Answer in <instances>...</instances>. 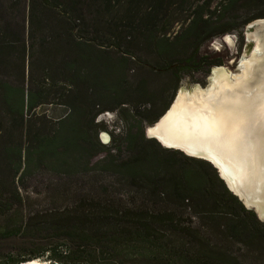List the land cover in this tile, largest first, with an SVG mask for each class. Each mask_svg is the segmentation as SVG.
<instances>
[{
    "label": "trees",
    "instance_id": "1",
    "mask_svg": "<svg viewBox=\"0 0 264 264\" xmlns=\"http://www.w3.org/2000/svg\"><path fill=\"white\" fill-rule=\"evenodd\" d=\"M39 1L88 28L111 23L115 29L123 27V35L130 42L140 39V47L162 60L154 67L171 72L176 82L184 74L209 72L225 62L222 53L202 51L204 42L264 17L263 9L239 20L231 8L239 0L215 6L214 0ZM86 47L100 59L110 58L79 41L71 68L77 59L90 56ZM122 63L113 60L115 77L109 78L124 88L116 71ZM84 71L74 69L71 75L84 93L92 92L96 100L92 106L108 98L124 99L108 96L119 92L115 88L95 90ZM94 74L97 77L91 73V79L102 85L101 74ZM9 90L18 93L20 105L15 109L20 112L26 104H34L29 93L24 97L18 88ZM140 97L149 96L140 89ZM156 105L140 111L135 131L133 126L128 129L124 139L133 153L128 161H118L111 148L88 134L82 124L87 111L76 104L73 113L58 123V130L41 136L37 145L6 147L10 171L6 181L0 178V264L34 259L47 264H264V223L228 191L212 165L142 135L143 123H152L161 114ZM70 119L74 124L69 130L75 136L61 141L57 132ZM106 150L103 165L79 167L83 157L88 164ZM51 158L68 178L82 181L56 188L47 202L31 200L15 178ZM107 175L115 176L117 184L104 180Z\"/></svg>",
    "mask_w": 264,
    "mask_h": 264
},
{
    "label": "rangeland",
    "instance_id": "2",
    "mask_svg": "<svg viewBox=\"0 0 264 264\" xmlns=\"http://www.w3.org/2000/svg\"><path fill=\"white\" fill-rule=\"evenodd\" d=\"M225 1L214 0L213 6ZM231 8L232 13L242 20L262 12L264 2L239 0ZM68 16L70 14H62L49 7H43L39 0H0V172L2 173L0 178L3 181L7 180L10 171L5 155L6 147L37 145L41 136L58 130L61 119L73 113L74 104L85 107L87 111L82 124L88 134L94 136L106 148H111L110 152L118 161H128L133 153L127 147L124 138L130 127L133 126L131 130L135 131V124L140 120V111L157 104L162 113L181 85L188 83L190 86L199 85L203 88L211 84L217 74L212 67L209 72L184 74L176 82L171 72L154 67L156 64H161L162 60L140 47V39L130 42L128 37L123 35L125 32L123 27L115 29L112 27L114 24L111 23L108 27L100 24L88 28L84 22L72 21ZM248 22L237 29L214 36L200 47L202 51L218 52L225 56V62L218 65V68H226L227 78L233 83L264 79V73H259L257 70V67L264 70V53L259 47V42L255 47L256 50L253 51L257 55L243 54L246 41L245 27ZM181 24L182 21L176 23L169 35H173ZM79 41H84L110 58L100 59L98 53L86 47L84 49L90 51V56L86 59H77L74 69L79 71L84 68L85 75L90 78V84L97 91L107 87L110 90L117 89L119 91L117 94L108 96L124 98L120 102L108 98L92 106L96 101L92 92L88 89L87 93H84L82 85L74 82L71 75L74 69L69 65H72L77 58L74 47ZM126 52H130L131 56ZM113 60L123 62L122 66L117 65L116 71L123 78L122 84L127 93L118 84L117 79L109 78L110 75L115 77L112 74ZM93 70L101 74L102 85L100 81L91 79V73L97 77ZM10 88H18L24 97L29 93V99L34 104L32 106L26 104L22 112L20 109H15L20 105L19 95L16 91L9 90ZM140 89L149 97L141 98ZM95 111L97 113L92 120L91 116ZM73 120L67 121L57 132L59 140L63 141L67 136H75L74 132L69 130L74 124ZM149 124L151 123L144 122L141 129L145 138L147 137L143 127ZM103 132L109 135L107 143L101 138ZM106 153L107 150L95 154L89 159L88 164L86 157H83L79 167L103 165L101 161ZM53 160L52 158L45 160L44 163L34 167L33 172L23 176L17 175L15 178L16 183L21 187V192L31 200L47 202L53 197L56 188L82 181L76 177L68 178L61 172L63 170L58 169L60 168L58 163L51 164ZM52 166H55L54 169ZM104 180L117 184L115 176H104ZM36 261V264L48 263L43 259Z\"/></svg>",
    "mask_w": 264,
    "mask_h": 264
},
{
    "label": "bare ground",
    "instance_id": "3",
    "mask_svg": "<svg viewBox=\"0 0 264 264\" xmlns=\"http://www.w3.org/2000/svg\"><path fill=\"white\" fill-rule=\"evenodd\" d=\"M263 23L262 35L254 32L249 35L255 40L249 55L258 42L264 53ZM257 70L264 73L261 67ZM216 73L206 89L195 86L187 100L180 98L173 105L158 129H148L147 133L156 136L164 146L180 147L194 154L207 152L232 187L253 186L248 194H258L264 174L253 165L255 144L248 135L254 130L264 131V79L233 83L227 78L226 68L219 67ZM101 138L107 142L109 135L103 132ZM36 260L23 264H36Z\"/></svg>",
    "mask_w": 264,
    "mask_h": 264
},
{
    "label": "water",
    "instance_id": "4",
    "mask_svg": "<svg viewBox=\"0 0 264 264\" xmlns=\"http://www.w3.org/2000/svg\"><path fill=\"white\" fill-rule=\"evenodd\" d=\"M261 21H264V17H258V18L253 19L252 21L248 22L246 27H245V29H246V31H245L246 32L245 33L246 41H245V47H244V51H243L244 55L249 54L253 48V45L255 44V40L253 38H251L249 35L253 32L255 34L261 33V35H262L263 30L261 28L262 27L261 24L263 22H261ZM247 35L249 37H247ZM217 68H218L217 66H214V71H216ZM233 78H235V77H233ZM195 86H197V85L190 86L188 83L186 85H181L176 90L171 102L169 103L167 108L160 114V116L151 124L144 125L143 131H144L145 136L147 138L155 139L163 147L176 149V150L181 151L182 153H184L187 156L199 158V159H202V160L209 162L212 165V167L215 169L218 177L223 181V183L226 186V188L228 189V191H230L233 195H235L238 198V200L247 209L252 210L260 222L264 223V178H263V176H261L262 180L260 181V185L262 188L261 192H258V194L253 193V194L249 195L248 193L250 191H252L251 189H254L253 186L251 188H250V186H248L246 188L243 185L237 186V187L236 186L232 187V185H230V182L223 175V172H222V169L220 168V166L218 164H215L210 159L207 152H205V153L204 152H202V153L197 152L199 154L188 153L180 147L164 146L162 144V142L156 136L148 135V133H147L148 129H154L155 127L158 129V127H160V124L164 121L163 119L165 118V115H167V113L173 107V105L176 104L180 98L187 100V97H189L191 92H193ZM207 86L203 87V88L200 86L199 87L202 89H206ZM248 138L251 141V143L255 144V148H253V153H252L253 165L259 171H263V174H264V131L259 132L258 130H254L250 135H248ZM108 141H109V139H108ZM107 142H104V143H107ZM252 183H254L253 185L256 186L257 182L253 180Z\"/></svg>",
    "mask_w": 264,
    "mask_h": 264
},
{
    "label": "flooded vegetation",
    "instance_id": "5",
    "mask_svg": "<svg viewBox=\"0 0 264 264\" xmlns=\"http://www.w3.org/2000/svg\"><path fill=\"white\" fill-rule=\"evenodd\" d=\"M227 39L229 40V36H227ZM231 45V44H230Z\"/></svg>",
    "mask_w": 264,
    "mask_h": 264
}]
</instances>
